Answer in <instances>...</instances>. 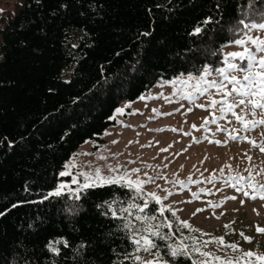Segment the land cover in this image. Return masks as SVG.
<instances>
[{
    "label": "trees",
    "instance_id": "1",
    "mask_svg": "<svg viewBox=\"0 0 264 264\" xmlns=\"http://www.w3.org/2000/svg\"><path fill=\"white\" fill-rule=\"evenodd\" d=\"M0 9V264H139L136 215L154 252L196 264L202 237L126 183L59 189L86 141L160 80L223 66V47L264 22V0H12ZM243 21V23H241ZM196 29H200L199 32ZM60 195H54L57 190ZM78 197V198H77ZM148 207L144 212L135 203ZM115 210L116 215H113ZM132 229H125V223ZM171 224V227L164 226ZM163 237V238H161ZM169 246L183 247L172 256Z\"/></svg>",
    "mask_w": 264,
    "mask_h": 264
},
{
    "label": "rangeland",
    "instance_id": "2",
    "mask_svg": "<svg viewBox=\"0 0 264 264\" xmlns=\"http://www.w3.org/2000/svg\"><path fill=\"white\" fill-rule=\"evenodd\" d=\"M5 1L12 0H0V9ZM248 36L264 38V30L249 28L243 38ZM239 51L242 48L234 43L223 47L224 55ZM237 75L242 77L243 73ZM188 77L160 80L136 101L122 103L114 113L118 125L106 130L103 145L95 149V142L88 140L66 162L61 172L66 174L61 175L68 180L60 182L59 189L83 187L82 173L89 174L91 185L104 183L95 180L97 170L103 177L126 175L133 182L141 181V190L160 198L159 211L161 206L170 208L202 237L196 264H220L215 257L226 261L249 250L264 253V233L256 231L264 228V199L244 196L230 180L237 174L247 177L251 173L253 183L264 184V152L260 150L264 125L245 132L226 105H212V100H222V90L213 87L200 94L193 87L198 76L181 83ZM206 79L219 81L220 77L211 72ZM186 93H192V98H185ZM233 99L227 97L230 103ZM234 111L243 114L241 107ZM259 115L258 111L257 118ZM247 118L252 117L249 114ZM221 238L223 244L218 242ZM232 244L239 251L228 247ZM139 256L153 264H167L153 250Z\"/></svg>",
    "mask_w": 264,
    "mask_h": 264
},
{
    "label": "snow or ice",
    "instance_id": "3",
    "mask_svg": "<svg viewBox=\"0 0 264 264\" xmlns=\"http://www.w3.org/2000/svg\"><path fill=\"white\" fill-rule=\"evenodd\" d=\"M243 23V21H241ZM245 28L251 29H260L264 30V22L253 23L251 25H244ZM197 32L200 29H196ZM233 43L242 48V51L239 52H229L223 57V66L215 69L216 74L220 77V80H207L206 77L211 75V70L207 67L203 68L202 74L198 77H195L197 83L193 86L195 91L203 94L209 88L215 87L218 91L222 90V100H212V105L220 103L226 105V110L231 112L235 119L242 125L244 131L247 132L249 129H254L258 125H264V38L260 37H251L248 36L247 39L241 37L235 39ZM251 44V47L248 45ZM237 73H243L242 77H238ZM194 79L189 75L187 81H181V83L187 84L188 81ZM227 83H224V82ZM231 85L229 89L228 86ZM234 96L235 99L230 103L227 100V97ZM185 98L191 99L192 93H186ZM237 107L242 108L243 114H237L234 109ZM123 111V110H118ZM221 112L225 111L224 107H221ZM259 111V118H257V112ZM251 115V119H248L247 116ZM215 122L214 120L212 121ZM232 139H236V136H232ZM253 146H256L255 141L249 140ZM260 150L264 152V145L260 146ZM251 159V158H249ZM264 171V170H262ZM62 175L66 173H61ZM259 174V173H258ZM85 177L84 187L92 186L89 184L90 176L87 173H82ZM96 181H103L107 184L120 183L121 181H127V186L134 188L137 193L141 192V181L137 180L135 182L127 179V176L120 177H103L100 175V170L96 171L95 174ZM230 180H234L236 183H233L231 186L235 187L237 191L243 193L244 196L250 197L251 199H264V184L253 183V176L251 173L249 176L244 177L237 174L234 177H230ZM76 181L74 180L73 183ZM65 187L61 185V188ZM247 189V190H246ZM54 195H60V190L58 189ZM196 195L195 193L193 194ZM153 200L159 204L160 198L155 196V193L151 194ZM78 198V197H77ZM235 199V197H232ZM148 207V203L141 207L135 203H131L127 208H120L121 213L129 212L132 208H136L138 212H144V209ZM171 211V209H168ZM165 208L161 206L160 214L163 215ZM115 216V210L113 211ZM172 215L175 216V212H172ZM135 219L141 221L142 227L139 229L132 230L131 242L135 246V251L139 252L143 250L144 252L152 253V250L157 247L152 237L160 236L158 231L159 225H152L149 223L151 220L156 219L155 216H140L136 215ZM183 227L190 226L187 222H182ZM166 227H171V224H165ZM125 229H132L131 223H125ZM259 233H264V228L257 227L256 229ZM243 236V233H241ZM163 238V237H161ZM246 241L251 242V238L243 236ZM223 244L222 238L218 241ZM232 248L233 251H239L236 244L228 245ZM199 251V249H194ZM185 249L183 247H171L169 246V254L172 256H177L184 254ZM201 255L207 257L209 253H201ZM134 261L139 262V264H153L152 261L143 260L141 256L134 255ZM216 261H220V264H264V253L254 252V251H244L239 257L234 259L222 261L220 257L214 258ZM201 264H207V262H201Z\"/></svg>",
    "mask_w": 264,
    "mask_h": 264
}]
</instances>
